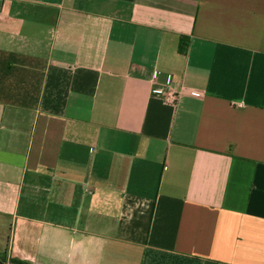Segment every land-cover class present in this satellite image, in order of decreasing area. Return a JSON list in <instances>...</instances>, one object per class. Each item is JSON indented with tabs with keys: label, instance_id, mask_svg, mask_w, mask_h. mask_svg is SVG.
Returning <instances> with one entry per match:
<instances>
[{
	"label": "crops",
	"instance_id": "1",
	"mask_svg": "<svg viewBox=\"0 0 264 264\" xmlns=\"http://www.w3.org/2000/svg\"><path fill=\"white\" fill-rule=\"evenodd\" d=\"M10 258L264 264V0H0Z\"/></svg>",
	"mask_w": 264,
	"mask_h": 264
},
{
	"label": "built area",
	"instance_id": "2",
	"mask_svg": "<svg viewBox=\"0 0 264 264\" xmlns=\"http://www.w3.org/2000/svg\"><path fill=\"white\" fill-rule=\"evenodd\" d=\"M163 95V99L170 103V104H176L179 98V92L176 90L175 87L171 84V86H168L164 90L161 91Z\"/></svg>",
	"mask_w": 264,
	"mask_h": 264
},
{
	"label": "trees",
	"instance_id": "3",
	"mask_svg": "<svg viewBox=\"0 0 264 264\" xmlns=\"http://www.w3.org/2000/svg\"><path fill=\"white\" fill-rule=\"evenodd\" d=\"M1 260L3 259L1 258ZM9 264H30V263L24 260L16 259V258H10Z\"/></svg>",
	"mask_w": 264,
	"mask_h": 264
}]
</instances>
